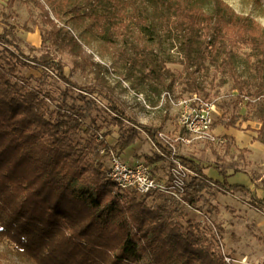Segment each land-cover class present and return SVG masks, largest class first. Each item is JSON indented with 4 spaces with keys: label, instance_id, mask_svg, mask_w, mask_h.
<instances>
[{
    "label": "trees",
    "instance_id": "trees-1",
    "mask_svg": "<svg viewBox=\"0 0 264 264\" xmlns=\"http://www.w3.org/2000/svg\"><path fill=\"white\" fill-rule=\"evenodd\" d=\"M24 1L36 3L45 24L40 28L41 46L26 45L39 50L38 55L27 53L13 25L0 32V264L7 256L17 264H140L147 255L148 264H231L222 240L205 234L200 223L185 219L178 200L168 196L152 206L147 199L162 193L142 195L108 178L104 147L122 154L142 131L166 156L172 149L161 142L159 127L133 119L102 87L72 81L59 54L84 66L97 64L82 33L75 34L70 24L75 17L86 18V28L102 35L115 61L120 59L128 70L138 67V73L147 72L148 78L164 82L175 73L162 69L166 60L163 63L153 53L150 43L155 48L166 36L177 47L178 62L193 90L201 89L196 71L212 66L232 80L235 106L246 97L249 102L253 98L263 102H259L261 127L255 139L264 144V25L223 0H67L59 8L47 0L57 18L41 0ZM70 3L73 16L62 21ZM128 20L137 25L141 36L129 50L116 40L120 27L129 26ZM240 52L249 68L247 75L236 65ZM167 60L177 61L172 55ZM25 67H42L41 77L56 76L67 87L59 96L32 86L31 78L21 71ZM75 89L78 97L72 93ZM69 98L85 105L69 103ZM97 100H106L114 114L112 122L121 129L115 145L98 140L100 127L94 122L84 129L85 136H79ZM234 123L232 118L226 126ZM176 155L200 176L187 184V204L195 206L212 181L223 191L248 192L249 202L264 212V195L229 183L223 171L221 179L209 178L205 165Z\"/></svg>",
    "mask_w": 264,
    "mask_h": 264
},
{
    "label": "rangeland",
    "instance_id": "rangeland-1",
    "mask_svg": "<svg viewBox=\"0 0 264 264\" xmlns=\"http://www.w3.org/2000/svg\"><path fill=\"white\" fill-rule=\"evenodd\" d=\"M41 1L46 3L52 17L57 18L53 14V6L48 4L47 0ZM50 1L55 7H64L63 5L69 2L67 0ZM223 1L233 7L236 12L249 15L264 25V0ZM70 7L71 3L64 8L62 21L69 20L73 16V12L69 9ZM86 21H88L86 18L75 17L74 20L70 19V24H73L75 34L82 33L81 35H83L86 43L85 47L97 64L84 66L83 62L78 63L69 56L59 54L66 63L65 73L72 81L78 84H91L102 87L107 97H112L133 119L143 124L159 127L161 132L173 139L181 133V135L189 136V142L182 140L172 141L177 153L200 162L202 166L205 165L204 168L209 167L211 175L218 176L221 179L223 173L246 172L245 170H247L253 180L259 181L257 189L260 190V193L264 192V151L255 150L249 152V150L239 149L229 139L227 142L220 143L192 137L180 127V110L177 105L179 97L193 92L201 93L213 100L215 99L218 114H215L214 126H216L217 131L226 130L225 132H229V130L238 129L244 134V132L247 133L250 130L257 131L261 127L259 110V102H262L261 100L253 98V101L249 102L251 100L250 97H246L240 105L235 106L237 91L232 89V80L227 76L216 73L212 66L208 70L196 71V77L200 81L201 89L198 91L193 90L189 83V77L185 76L183 64L178 62L181 56L177 51V47L171 46L172 42L166 36H162L158 40L160 44L156 45L155 48L151 43L150 45L153 53L157 52V57L163 58V63L166 60L165 65L161 66L162 69L170 68L174 71L175 77L172 78L169 75L162 82L158 79L148 78L146 76L147 72L144 74L138 73V67L128 70L122 60H114L112 47L105 45L106 40L102 35L95 30L86 28ZM128 21L130 24H128L129 26L126 30L120 27L116 40L119 46L129 50L133 44L141 41V36L137 25L131 20ZM8 24L13 25L16 34L22 38L23 42L21 45L26 49L27 53L32 55L41 53L39 50L26 47V45L31 47L41 46L40 28L45 23L42 11L35 2L16 0L14 3H10L9 0H0V32ZM144 37L149 40L147 36ZM171 55L177 60L176 62L167 60ZM236 65L242 74H249V68L243 52H240V56L236 59ZM42 70V67H25L21 71L24 75L31 78L32 86L50 90L61 96L60 91L67 87L66 83L59 80L56 76L41 77ZM72 93L78 97L79 90L75 89ZM87 97L90 98V95ZM68 101L69 103L75 101L76 105L80 106L85 105L84 101L79 99L69 98ZM97 103V107L91 109L88 113L79 136H85L84 129L88 125L94 126V122L97 127H100L98 137L102 135L107 143L115 145L120 139L121 129L112 122L114 114L107 109L106 100H97ZM232 118H235V127L226 126V123ZM242 138L245 142L249 140L246 136ZM159 155L158 148L146 133L141 131L139 138L127 149L123 158L126 160L130 159L129 161L141 160L151 167L154 175L161 178L164 176L165 178V173L169 172L170 161L167 158L158 159ZM146 156H151L152 160H147ZM105 158V167H107L109 162L106 156ZM220 171H223V173ZM205 174L207 175L208 173L206 172ZM194 177L200 178L199 175ZM192 179L193 176H191L189 182ZM203 192L202 198L196 204L197 206L178 201L179 207L187 214L185 219H192L200 223L201 229L208 236L220 238L223 243L224 253L231 258L234 257L237 260L246 259L249 264H264V213L248 205L249 196L245 192L237 194V196L235 194H225L214 185ZM219 193L226 195L228 197L227 200L221 196V198H218L217 195ZM166 198H169L166 194H154L147 200L150 205L156 206ZM215 200H220L218 203L222 204V208L226 209L225 211L223 210V218L220 216V210L215 204ZM208 213L212 215L209 216ZM260 224L261 226L258 227L257 225ZM219 227L223 228L222 233L218 231ZM134 229V227L131 228L132 231ZM225 231L226 236L224 235ZM224 238H226L228 248H225ZM2 249L3 247H0V251ZM6 258L2 260L3 264H17L9 256ZM149 262L150 257L147 255L140 264H148ZM231 262L233 264L241 263L233 260Z\"/></svg>",
    "mask_w": 264,
    "mask_h": 264
},
{
    "label": "built area",
    "instance_id": "built-area-1",
    "mask_svg": "<svg viewBox=\"0 0 264 264\" xmlns=\"http://www.w3.org/2000/svg\"><path fill=\"white\" fill-rule=\"evenodd\" d=\"M180 110V127L194 138L208 140L213 142H227L226 136H220L214 133V122L216 113L218 114L216 100L210 99L201 93L193 92L186 96H181L177 100ZM160 139L164 145L172 149V153L166 156L158 148L160 155L169 159V172L165 179L160 180L153 174L151 167L141 160L127 161L113 148L107 152L106 148L101 149V153L106 154L108 166L106 167L107 176L120 188H131L139 194L162 193L178 201L185 202L184 194L191 176L198 174L177 157V149L172 141L182 140L189 142L187 135H177L175 139L160 132ZM100 135L98 140H102ZM187 204V203H186ZM228 263L241 262L240 264H249L246 259L237 260V258L226 256ZM235 264V263H234Z\"/></svg>",
    "mask_w": 264,
    "mask_h": 264
},
{
    "label": "crops",
    "instance_id": "crops-1",
    "mask_svg": "<svg viewBox=\"0 0 264 264\" xmlns=\"http://www.w3.org/2000/svg\"><path fill=\"white\" fill-rule=\"evenodd\" d=\"M222 126V125H221ZM216 126H214V133L215 134H217V135H220V136H226V138H227V141H228V139L229 140H232L233 142H234V145L236 146V147H238L239 149H243V150H249V152L251 151V152H253V151H255V150H257V151H264V144L261 142V141H259V140H257V139H255V137H256V135H257V131H253V130H250V132H247V133H245L244 132V134H242L241 132L242 131H240V130H238V129H234V130H229V132H225V131H217V129L215 128ZM223 128H225L224 126H222ZM235 127V126H234ZM182 134V133H181ZM243 136H246V137H248L249 138V140L247 141V142H245L244 141V139L242 138ZM128 149V148H127ZM127 149L122 153V157H124L123 155H124V153H126L127 152ZM130 154V153H129ZM131 155V154H130ZM125 159V158H124ZM135 159H136V157H135ZM126 160V159H125ZM130 160V159H129ZM129 160H127V161H129ZM137 160V159H136ZM160 162H162V161H160ZM204 171H206L208 174L207 175H209V177L210 178H213V179H220V177H218V176H213V175H211L210 174V172H209V167H206V168H204ZM246 172H244V171H235V172H231V173H226L228 176H227V180H228V182L229 183H235V184H241V185H244V186H246V187H248V189L249 190H251V191H253V192H256V194L257 195H259V196H263L264 195V192H262V194L260 193V190L259 189H257V183L259 182V181H257V180H253V178H251V176H250V174L249 173H247V170H245ZM205 172V173H206ZM167 173L168 172H166L165 173V178H166V176H167ZM155 177H157L156 175H155ZM235 177H237L236 179H235ZM158 179H165L164 178V176L161 178V177H157ZM211 183V186L212 185H214V186H217V185H215V184H213V182L211 181L210 182ZM211 186H208L206 189H210V187ZM218 187V186H217ZM205 190V189H204ZM203 190V191H204ZM202 191V192H203ZM223 191V190H222ZM258 191V192H257ZM225 194H235L236 196H237V194H242V192H245V191H243V190H236V191H234V192H229V191H223ZM222 192V193H223ZM222 193H219L218 195H217V197L219 198L220 196L221 197H223V198H225L226 200H227V196L226 195H224V194H222ZM248 196H249V198H248V205L251 207H254L250 202H249V199H250V194L248 193V192H245ZM203 194H204V192H203ZM239 196V195H238ZM204 197V196H203ZM220 197V198H221ZM241 200V199H240ZM243 200V199H242ZM232 201H234L233 199H232ZM218 202H220V200L219 201H216L215 200V204H217V206H218V208H219V210H220V216H221V218H223V210L225 211L226 209H224V208H222V204H219ZM197 206V205H196ZM256 208V207H255ZM217 209V208H216ZM236 209H238V208H236ZM258 211H261V210H258ZM261 212H263V211H261ZM264 213V212H263ZM205 215V214H204ZM208 215L209 216H211L212 214L211 213H208ZM215 216H218V215H215ZM213 218V217H212ZM264 221V220H263ZM262 222V221H261ZM258 227H260L261 226V224L260 225H257ZM226 230H227V232H228V229L226 228ZM225 236H226V231H225V234H224ZM224 243H225V248L227 247H229L228 246V244L226 243V238H224Z\"/></svg>",
    "mask_w": 264,
    "mask_h": 264
}]
</instances>
